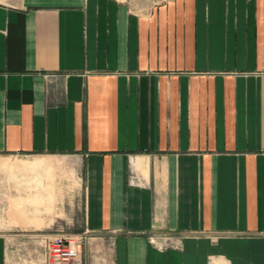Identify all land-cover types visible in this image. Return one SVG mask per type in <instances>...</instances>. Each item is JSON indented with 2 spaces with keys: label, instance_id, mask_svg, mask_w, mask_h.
Segmentation results:
<instances>
[{
  "label": "crops",
  "instance_id": "crops-1",
  "mask_svg": "<svg viewBox=\"0 0 264 264\" xmlns=\"http://www.w3.org/2000/svg\"><path fill=\"white\" fill-rule=\"evenodd\" d=\"M0 154L76 156L112 264H264V0L0 2Z\"/></svg>",
  "mask_w": 264,
  "mask_h": 264
},
{
  "label": "rangeland",
  "instance_id": "rangeland-1",
  "mask_svg": "<svg viewBox=\"0 0 264 264\" xmlns=\"http://www.w3.org/2000/svg\"><path fill=\"white\" fill-rule=\"evenodd\" d=\"M29 0H0L24 6ZM143 10L162 0H119ZM80 160L74 155L0 154V264H48L47 243L78 232ZM80 256L62 264H112L111 245L82 233Z\"/></svg>",
  "mask_w": 264,
  "mask_h": 264
},
{
  "label": "built area",
  "instance_id": "built-area-1",
  "mask_svg": "<svg viewBox=\"0 0 264 264\" xmlns=\"http://www.w3.org/2000/svg\"><path fill=\"white\" fill-rule=\"evenodd\" d=\"M82 239L81 232L59 231L53 234L47 243L48 264H62L77 259L80 256ZM149 240L159 248L176 244L172 236L166 232L151 233Z\"/></svg>",
  "mask_w": 264,
  "mask_h": 264
}]
</instances>
